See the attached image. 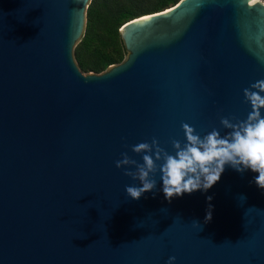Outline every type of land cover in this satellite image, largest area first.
<instances>
[{"label":"water","instance_id":"obj_1","mask_svg":"<svg viewBox=\"0 0 264 264\" xmlns=\"http://www.w3.org/2000/svg\"><path fill=\"white\" fill-rule=\"evenodd\" d=\"M89 1L0 0V264H264L258 173L226 165L207 192L169 202L157 172L135 200V166L115 163H143L132 146L153 137L174 154L182 123L224 135L221 116L246 119L243 89L264 79V1L134 17L124 58L83 72L73 48Z\"/></svg>","mask_w":264,"mask_h":264},{"label":"clouds","instance_id":"obj_2","mask_svg":"<svg viewBox=\"0 0 264 264\" xmlns=\"http://www.w3.org/2000/svg\"><path fill=\"white\" fill-rule=\"evenodd\" d=\"M264 79L257 80L243 89L245 102L250 103L251 111L246 119L220 117V124L228 129L224 135L212 128L203 136L193 126L182 123L186 141L172 139L174 154L160 146L153 137L150 142H140L132 146V151L142 155L143 163L122 153L116 167L135 166V171L125 168V175L138 180L139 185H126L125 192L131 199L138 200L146 192L156 188L157 172L162 181V191L166 200L171 202L185 193L200 190L207 192L216 184L225 166L243 173L250 169L258 173L254 182L264 189ZM161 161V163H157ZM155 194V193H154ZM211 201L212 197H207ZM212 205L205 216V222L212 218ZM175 256H170L168 264H173Z\"/></svg>","mask_w":264,"mask_h":264},{"label":"trees","instance_id":"obj_3","mask_svg":"<svg viewBox=\"0 0 264 264\" xmlns=\"http://www.w3.org/2000/svg\"><path fill=\"white\" fill-rule=\"evenodd\" d=\"M178 0H90L83 33L73 48L83 72H101L120 62L126 50L119 29L134 17L165 9Z\"/></svg>","mask_w":264,"mask_h":264},{"label":"snow or ice","instance_id":"obj_4","mask_svg":"<svg viewBox=\"0 0 264 264\" xmlns=\"http://www.w3.org/2000/svg\"><path fill=\"white\" fill-rule=\"evenodd\" d=\"M145 19H147V18H145Z\"/></svg>","mask_w":264,"mask_h":264},{"label":"rangeland","instance_id":"obj_5","mask_svg":"<svg viewBox=\"0 0 264 264\" xmlns=\"http://www.w3.org/2000/svg\"><path fill=\"white\" fill-rule=\"evenodd\" d=\"M264 1V0H263Z\"/></svg>","mask_w":264,"mask_h":264}]
</instances>
